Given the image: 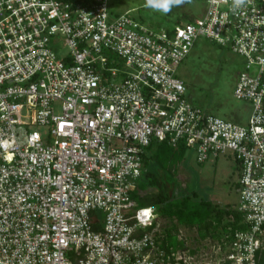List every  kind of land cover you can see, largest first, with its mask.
Instances as JSON below:
<instances>
[{
	"label": "built area",
	"instance_id": "2783aa9c",
	"mask_svg": "<svg viewBox=\"0 0 264 264\" xmlns=\"http://www.w3.org/2000/svg\"><path fill=\"white\" fill-rule=\"evenodd\" d=\"M202 1V17L156 32L110 0H0V264H197L189 245L168 256L156 210L131 198L155 142L199 165L235 159L247 230L224 262L256 264L264 0ZM202 40L244 61L234 97L252 106L246 125L190 103L179 71Z\"/></svg>",
	"mask_w": 264,
	"mask_h": 264
},
{
	"label": "rangeland",
	"instance_id": "374dc122",
	"mask_svg": "<svg viewBox=\"0 0 264 264\" xmlns=\"http://www.w3.org/2000/svg\"><path fill=\"white\" fill-rule=\"evenodd\" d=\"M114 16L129 15L147 28L160 32L173 30L190 20L199 19L206 11L202 0H181L171 11L163 13L149 8L147 0H110ZM244 61L227 49L208 41H199L179 71V76L188 89L190 103L202 108L210 115L246 125L252 114L249 103L238 101L234 94ZM239 167L234 158H220L199 165L193 151L173 176L163 173L162 182L175 188V196H196L222 208H238L240 202ZM161 226H168L160 219ZM181 237L191 249H198L197 264H222L226 252L216 244L200 243L195 230L181 228ZM198 241V243H197ZM188 256V255H187Z\"/></svg>",
	"mask_w": 264,
	"mask_h": 264
},
{
	"label": "trees",
	"instance_id": "16d2710c",
	"mask_svg": "<svg viewBox=\"0 0 264 264\" xmlns=\"http://www.w3.org/2000/svg\"><path fill=\"white\" fill-rule=\"evenodd\" d=\"M195 20L192 19L188 23ZM187 153L188 149L184 145L173 148L165 143H153L146 150L143 176L131 198L139 209L154 208L160 219L168 225L164 230L162 244L168 256L189 249L187 240L181 239V228L195 230L200 243L211 242L227 251L235 234L247 230L243 216L238 210L216 206L211 202L197 199L195 195L175 196L172 193L176 189L169 188L162 182V175L165 172L175 176ZM101 230V227H94L95 232ZM197 254L198 250L191 251V256ZM256 264H264V250L257 253Z\"/></svg>",
	"mask_w": 264,
	"mask_h": 264
},
{
	"label": "clouds",
	"instance_id": "9594fccd",
	"mask_svg": "<svg viewBox=\"0 0 264 264\" xmlns=\"http://www.w3.org/2000/svg\"><path fill=\"white\" fill-rule=\"evenodd\" d=\"M181 0H147V6L163 13H168L174 4H179ZM243 0H235L234 9L239 8Z\"/></svg>",
	"mask_w": 264,
	"mask_h": 264
},
{
	"label": "crops",
	"instance_id": "0c3cea01",
	"mask_svg": "<svg viewBox=\"0 0 264 264\" xmlns=\"http://www.w3.org/2000/svg\"><path fill=\"white\" fill-rule=\"evenodd\" d=\"M117 16H120V15H117ZM239 184V183H238ZM239 186V185H238ZM239 191H240V188H239Z\"/></svg>",
	"mask_w": 264,
	"mask_h": 264
}]
</instances>
